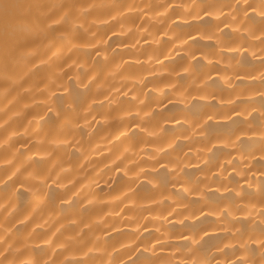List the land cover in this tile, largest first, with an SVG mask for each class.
<instances>
[{
    "label": "clouds",
    "instance_id": "obj_1",
    "mask_svg": "<svg viewBox=\"0 0 264 264\" xmlns=\"http://www.w3.org/2000/svg\"><path fill=\"white\" fill-rule=\"evenodd\" d=\"M0 264H264V0H0Z\"/></svg>",
    "mask_w": 264,
    "mask_h": 264
}]
</instances>
